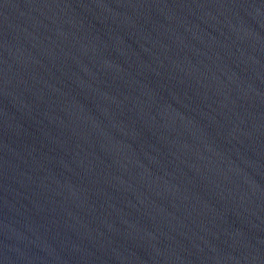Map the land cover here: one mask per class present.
I'll use <instances>...</instances> for the list:
<instances>
[{
    "label": "water",
    "instance_id": "95a60500",
    "mask_svg": "<svg viewBox=\"0 0 264 264\" xmlns=\"http://www.w3.org/2000/svg\"><path fill=\"white\" fill-rule=\"evenodd\" d=\"M0 264H264V0H0Z\"/></svg>",
    "mask_w": 264,
    "mask_h": 264
}]
</instances>
